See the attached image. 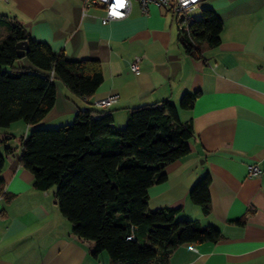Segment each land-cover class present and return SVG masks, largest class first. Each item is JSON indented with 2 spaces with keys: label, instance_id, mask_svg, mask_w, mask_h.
Segmentation results:
<instances>
[{
  "label": "crops",
  "instance_id": "0c3cea01",
  "mask_svg": "<svg viewBox=\"0 0 264 264\" xmlns=\"http://www.w3.org/2000/svg\"><path fill=\"white\" fill-rule=\"evenodd\" d=\"M203 9L220 17V42L202 44L193 58L178 42L175 17L154 5L145 15L132 0L126 17L102 24L103 9L84 10L83 0H0V16L19 22L31 39L71 60H97L103 75L87 99L55 78V103L41 122L0 129V264H110L105 252L93 256V241L72 234L55 188L34 187L32 172L19 161L21 139L34 128L68 124L87 108L110 113L114 127L122 129L130 110L162 101L177 107L194 136L189 153L167 164L165 180L149 187L148 208H180L178 219L221 234L216 242L177 246L164 264H264V0H200L189 14L192 21ZM135 57L137 73L129 68ZM193 93L198 96L192 108H180L182 96ZM113 95L116 103L96 104ZM22 126L17 144L15 131ZM5 147L13 153L6 155ZM250 164L260 168L259 176L248 175ZM205 174L207 214L188 199Z\"/></svg>",
  "mask_w": 264,
  "mask_h": 264
},
{
  "label": "trees",
  "instance_id": "16d2710c",
  "mask_svg": "<svg viewBox=\"0 0 264 264\" xmlns=\"http://www.w3.org/2000/svg\"><path fill=\"white\" fill-rule=\"evenodd\" d=\"M7 36L0 40V129L23 121L32 126L53 108L54 79L74 95L87 99L103 81L97 60H71L30 38L22 25L0 16ZM220 17L203 9L178 42L193 58L200 47L219 44ZM25 41L32 67L13 66L16 44ZM198 93L185 94L179 107L192 108ZM190 123L181 122L168 101L133 108L116 129L110 113L78 110L72 122L55 129H31L21 139V166L33 174L38 190L55 188L62 216L79 240L94 242L93 256L107 252L110 264H164L171 251L185 243L216 242L220 231L198 221L178 219L180 208H148V189L165 180L164 167L190 151ZM5 154L13 149L5 147ZM5 158L0 154V174ZM0 178V192L2 190ZM210 177L191 186L188 199L203 214L209 211ZM133 237L134 240H131Z\"/></svg>",
  "mask_w": 264,
  "mask_h": 264
},
{
  "label": "built area",
  "instance_id": "2783aa9c",
  "mask_svg": "<svg viewBox=\"0 0 264 264\" xmlns=\"http://www.w3.org/2000/svg\"><path fill=\"white\" fill-rule=\"evenodd\" d=\"M132 0H123V7L117 8V0H83V8L100 6L103 9V14L100 17L101 23L106 24L110 21H115L126 17L130 10ZM139 3L140 10L143 14H147L149 6L154 5L171 13L176 20L178 31H188L189 14L200 4V0H136ZM115 13V14H114ZM140 57H135L130 63L129 68L133 73H137L140 69ZM117 102L116 96H108L96 102L98 106H108ZM248 175L257 177L261 174L260 168L256 164L247 166ZM134 240L133 237H130Z\"/></svg>",
  "mask_w": 264,
  "mask_h": 264
},
{
  "label": "rangeland",
  "instance_id": "374dc122",
  "mask_svg": "<svg viewBox=\"0 0 264 264\" xmlns=\"http://www.w3.org/2000/svg\"><path fill=\"white\" fill-rule=\"evenodd\" d=\"M189 21H192L191 17H190ZM7 34L8 33H7L6 29L3 28V27H0V40H2L4 37H6ZM13 66H15L16 68H23V67L26 68V67H32V64L29 61V59L26 56H24V57H21V58H17L15 60L14 64H13ZM58 127H52V128H50V127H41L40 129H55V128H58ZM15 132H16L15 133L16 134V143L18 144L19 137L22 135V133L25 132V127L22 126L21 128L17 129ZM105 253H107V252L105 251Z\"/></svg>",
  "mask_w": 264,
  "mask_h": 264
},
{
  "label": "water",
  "instance_id": "95a60500",
  "mask_svg": "<svg viewBox=\"0 0 264 264\" xmlns=\"http://www.w3.org/2000/svg\"><path fill=\"white\" fill-rule=\"evenodd\" d=\"M27 51V43L25 41L19 42L16 44V56L17 58H21L25 56ZM10 157H7L9 160Z\"/></svg>",
  "mask_w": 264,
  "mask_h": 264
},
{
  "label": "snow or ice",
  "instance_id": "6c2138e0",
  "mask_svg": "<svg viewBox=\"0 0 264 264\" xmlns=\"http://www.w3.org/2000/svg\"><path fill=\"white\" fill-rule=\"evenodd\" d=\"M117 8H122L123 7V0H117V4H116ZM115 14V13H114Z\"/></svg>",
  "mask_w": 264,
  "mask_h": 264
}]
</instances>
